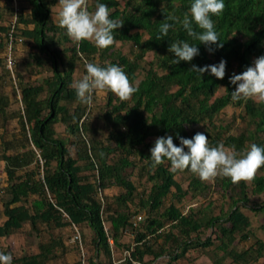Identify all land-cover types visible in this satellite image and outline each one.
Listing matches in <instances>:
<instances>
[{"label": "trees", "instance_id": "trees-1", "mask_svg": "<svg viewBox=\"0 0 264 264\" xmlns=\"http://www.w3.org/2000/svg\"><path fill=\"white\" fill-rule=\"evenodd\" d=\"M191 2L88 0L89 10L105 3L111 19L124 21L114 44L99 49L73 42L57 26L59 0H0V53L13 16L21 38L12 71L0 55V252L12 264H177L210 251L212 264L264 261V167L239 184L172 173L168 162L152 167L150 149L161 136L180 146L179 137L201 132L210 146L238 153L253 143L264 147V103L233 101L229 81L264 55V0H224L223 13L211 17L223 47L212 45L211 53L179 22ZM164 22L173 26L158 39ZM178 40L196 44L199 55L173 63L168 48ZM222 59L223 79L191 70ZM86 62L120 66L137 91L126 102L109 92L79 103L72 74L78 67L86 75ZM227 106L237 110V134L217 121ZM111 188L117 192H106ZM71 224L84 256L68 236ZM14 233L32 239L17 256L5 243ZM190 250L197 252L192 259Z\"/></svg>", "mask_w": 264, "mask_h": 264}, {"label": "clouds", "instance_id": "clouds-1", "mask_svg": "<svg viewBox=\"0 0 264 264\" xmlns=\"http://www.w3.org/2000/svg\"><path fill=\"white\" fill-rule=\"evenodd\" d=\"M59 5L57 26L64 29L66 35L77 44L89 41L99 49H106L115 42L114 30L121 28L124 23L122 20L110 18L109 7L105 3H97L94 10H89L88 0H59ZM224 9V0H192L188 12L179 22L189 37L204 44L211 53L214 51L212 45L223 47L211 17L220 16ZM167 19L177 18L169 16ZM172 26L168 22L162 23L158 39L167 36ZM168 51L174 54L175 64L180 61L191 62L199 55L196 44L183 40L171 43ZM85 68L86 75L72 84L77 101L81 104L91 105L94 94L109 92L121 102H126L137 91L120 66H99L86 62ZM191 70L200 76L209 73L217 79H223L226 74V61L222 59L218 64L203 67L192 65ZM229 81L235 85V90L232 91L233 101L252 99L257 103H264V55L256 58L253 65L240 74L234 73ZM84 117L85 115L80 122ZM179 140L180 146H177L171 135L156 138L150 149L152 167L168 162L169 171L172 173L187 170L202 182H214L219 177L229 178L233 184L253 181L257 171L264 167V147L255 143L238 153L227 149L222 143L210 146L208 136L201 132L195 133L192 138L179 137ZM101 200L103 201L102 197ZM71 232L73 235L72 229ZM12 259L11 255L0 252V264H12Z\"/></svg>", "mask_w": 264, "mask_h": 264}, {"label": "rangeland", "instance_id": "rangeland-1", "mask_svg": "<svg viewBox=\"0 0 264 264\" xmlns=\"http://www.w3.org/2000/svg\"><path fill=\"white\" fill-rule=\"evenodd\" d=\"M60 11V5L58 4L57 6H55L54 8H53V13H54V18L56 19L57 18V14H58V12ZM57 20V19H56ZM117 44H118V42H117ZM119 44H120V42H119ZM23 52V48L19 45V47H18V51H17V53L18 54H20V53H22ZM18 57V56H17ZM146 59H151V53H149L148 55H146ZM77 67V66H76ZM72 77H73V83L75 82V81H78V80H80V79H82V73H81V71H80V69L78 70V67H77V69H75V71H74V73L72 74ZM98 95V99L100 100V99H102V97L104 96V94H97ZM236 113H237V110L236 109H234L233 107H231V106H227V107H225L224 109H222V111H221V113L218 115V117H220V119L222 120H217L218 122H221V123H223V124H225V123H230L231 125H230V129H231V131L234 133V134H237V133H239L240 132V130H241V126H242V124L239 122V120L237 119V117H233V116H236ZM233 118H234V120H233ZM16 124V122H15V120H13L12 121V126H14ZM56 129H57V131L59 132V134L61 133V137L63 136V134L64 135H66V133H63L62 134V132H63V127H62V125H58L57 127H56ZM0 172H1V174H4V172H3V169H2V165H0ZM129 172V169L126 171V173H128ZM134 174V173H133ZM1 176V178H2V175H0ZM131 178H133L134 179V181H136V182H138L137 181V179L136 178H134V175L131 177ZM187 183H188V180H184L183 182H182V185H183V187H186V185H187ZM116 190V191H115ZM106 192H108L109 194H112L113 192H117V189H112L111 188V190L109 189V190H106ZM208 194V193H207ZM190 195H193V191H191L190 192ZM190 195L189 196H187V198H189L190 197ZM212 196H214L213 195V193H212ZM211 196V197H212ZM251 215V214H250ZM254 219H256V217H254ZM257 220V219H256ZM263 221H264V217H263V219H262ZM254 223H256V222H254ZM70 230V229H69ZM70 232V233H69ZM256 232H258L257 231V229H256ZM68 233V236L70 237V235H72V232H71V230L70 231H68L67 232ZM68 236H64V238H65V241L67 242V243H69L66 239L68 238ZM125 240H128L129 239V235H127L125 238H124ZM31 238H26V236L23 234V233H17V234H14L13 236H11L10 238H8V239H6L5 240V243L7 244V246H9L11 249H12V251H13V253H14V255L15 256H17V255H19L20 253H21V251H23V248H25L27 245H29L30 243H31ZM130 240V239H129ZM31 246V245H30ZM29 246V247H30ZM83 247V246H82ZM30 248H32V246L30 247ZM29 248V249H30ZM84 249V252H82L81 251V249L79 248V250H80V254L82 255V253H83V256L84 255H86L87 254V252H86V250H85V248H83ZM196 251H192V250H190L188 253H187V257H188V259H192V258H194V256L196 255ZM114 254H116V253H114ZM213 257V252L212 251H210V252H208L207 254H206V256H200L199 258H197V259H194L193 261H188L187 259H181V260H179L178 261V263L177 264H212L211 263V258ZM158 261H160L161 262V260L160 259H158ZM62 263V260H57V262H56V264H61ZM49 264H55V263H49ZM258 264H264V261H262V259L260 260V263H258Z\"/></svg>", "mask_w": 264, "mask_h": 264}, {"label": "built area", "instance_id": "built-area-1", "mask_svg": "<svg viewBox=\"0 0 264 264\" xmlns=\"http://www.w3.org/2000/svg\"><path fill=\"white\" fill-rule=\"evenodd\" d=\"M16 16H13V18L10 21V26L8 28V31L6 33V37H5V53H4V62H5V66L6 68H8L9 70L12 71L14 65H15V58H14V48L15 45L19 42H21V38L16 36ZM38 160L40 165H42L43 159H41V157L38 154ZM39 177L42 178L43 174L42 171H40L39 173ZM71 229L73 230V235H72V239L74 241H76L77 243H79V248L81 249L82 252H84V249L81 245V238H80V234L78 231V227L75 224H71L70 225ZM125 254H129V251H126ZM83 255V253H82Z\"/></svg>", "mask_w": 264, "mask_h": 264}, {"label": "crops", "instance_id": "crops-1", "mask_svg": "<svg viewBox=\"0 0 264 264\" xmlns=\"http://www.w3.org/2000/svg\"><path fill=\"white\" fill-rule=\"evenodd\" d=\"M56 20V19H55ZM0 55H3V52L0 53ZM3 178H5V174H1ZM3 185V183H1ZM1 206V204H0ZM0 210H1V207H0ZM4 219V216L1 215V212H0V222ZM14 234H17V233H14ZM14 234H12L11 236H13ZM10 236V237H11Z\"/></svg>", "mask_w": 264, "mask_h": 264}]
</instances>
